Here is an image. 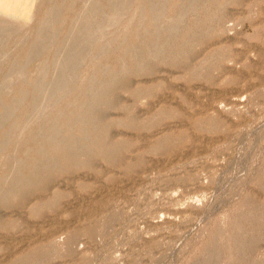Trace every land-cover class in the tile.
I'll return each instance as SVG.
<instances>
[{"label":"rangeland","instance_id":"1","mask_svg":"<svg viewBox=\"0 0 264 264\" xmlns=\"http://www.w3.org/2000/svg\"><path fill=\"white\" fill-rule=\"evenodd\" d=\"M190 1L165 0L150 26L152 0H130L83 53L68 86L40 109L84 8L95 2L96 27L112 8L108 0H27L19 16L0 12V22L14 25L0 43V111L16 104L0 125V183L18 165L26 174L35 156L30 134L48 135L72 115L86 119L78 108L96 90L86 92L120 67L126 75L113 104L84 130L90 141L104 122H119L110 141L128 146L108 161L78 154L91 168L58 172L44 192L1 205L0 264H264V0H195L192 12ZM39 37L44 46L31 56ZM147 46L177 63L149 60L135 72ZM77 156L48 154L61 168ZM55 196L53 208L32 214Z\"/></svg>","mask_w":264,"mask_h":264},{"label":"bare ground","instance_id":"2","mask_svg":"<svg viewBox=\"0 0 264 264\" xmlns=\"http://www.w3.org/2000/svg\"><path fill=\"white\" fill-rule=\"evenodd\" d=\"M164 1L165 0H152L150 5L147 7L149 12L148 22L151 23L150 26L152 25L154 26L156 20H158L161 17V14L163 12ZM194 2L195 0L194 1L191 0L188 3V9L190 12L194 10V6H193ZM129 3L130 0H108V4L112 8L111 16L109 17V19L105 20L97 27L95 26V21H96L95 13L98 11V9L95 5V2H90L84 8L83 13L80 15L78 20L76 19L77 22L75 23L73 29L71 30L70 37L68 36L69 40L67 44L57 54V59L55 61L56 65L54 67L52 80L47 85L45 92L40 99V102L35 104V109L42 108L43 104L46 101H48V99H50L52 93H54L57 90H62L68 86L69 80L73 77L74 72L76 71L77 67L81 62L83 53L86 52V50L88 49L91 43L101 41V37L104 34V26H106L107 23L115 25V23L118 22V20H120V18L126 12ZM56 16H57L56 12L50 14L49 16L50 18H48L47 21L41 23V26L39 27V31L42 32L45 31L46 29H49L52 26V23L55 20ZM13 26H14L13 24L9 25V23H5L3 21L0 22V43L2 42V40H4L3 39L4 34L14 29ZM178 26L179 23H176V25L174 26L175 29L172 27L173 29L171 30V33L175 32ZM44 43L45 41L43 40V38L39 37V39L36 41L35 48L30 55L32 56L35 53H37L40 49H42ZM143 50H144V56L139 58V62L137 64L136 63L134 64L135 72H141L142 65L148 62L149 60H160L162 62L171 61L174 62V64L177 63L175 62L177 61L176 58H171L170 60H167L165 57H162L161 50L158 49L156 46H147ZM20 69L16 72L17 74L20 73ZM125 75H126L125 69L123 67H120L117 70L111 71L109 77H107V79L104 80V82L94 83L93 86H91L92 88L88 90L86 93H88L89 91L92 92V90H96L94 92V95H92V97L88 100L86 104H82L78 108L80 111L85 112L88 115L86 119L80 121L79 119L80 117L78 115H72L71 117H69V122H67L66 125H64V127H59L56 124L51 126L49 128L48 135L42 134L43 132L39 133L34 131V133L30 134L27 137L26 142L27 144L33 147L35 156L32 158H28L29 159L28 162L23 166V170L26 171V174L24 175L19 174L20 167L18 165V169H17L18 171L16 170L15 167L13 171H11L9 174L5 176V178L3 179V183L2 184L0 183V206L1 205L6 207L19 206L25 202L27 196L30 195L31 193L35 194L38 192L42 193V191L44 192L45 188L47 187L46 179L56 176L58 172H62V171L68 172L74 170L78 166H82L83 168L86 169L91 168L89 161L86 162L80 159L81 160L80 163V160L77 156L78 154L83 153L89 155L93 152L94 153L96 152L98 154L102 153L103 158L108 161L111 159L113 155L119 156L120 154L122 155L126 153V151L128 150V146L121 144L113 145V142L110 141L111 138L110 129L113 128L112 126L120 125L119 122H111V123L104 122L101 129V137L91 139L90 141H89V136L87 135V131L84 130L85 125L87 126L92 125L97 121H101L103 119L102 109L105 107H109L113 104L112 101L113 99L111 94L115 89V87H117L118 84L122 83L125 80ZM8 82L9 80L5 81L2 90H4L6 85L9 84ZM15 105L16 104H14L12 107L7 106L2 108V110L0 111V125L5 126V123L9 120L10 116L13 113V109ZM80 122H83V124L79 125ZM76 126H80L81 129L79 128L78 135H73L74 127ZM208 127L211 129L215 128L213 124H209ZM105 149L108 150L107 153H105ZM157 149L155 148V150ZM47 153L51 154V156L54 155L56 158H63L64 160L66 159L69 160L70 158H72L71 156H74V158L76 159L75 156H77L79 161L78 160L72 161L71 159V162L67 161L68 164L64 168H61L57 165L56 160H54L51 157H48ZM38 169L42 171V174L44 173L42 176L45 177L44 179L37 172ZM59 198L60 196H55L48 203L34 207L32 210V214L38 216L41 215L44 209L53 208L56 205V203L59 201ZM2 225L3 224L0 222L1 228H3ZM7 227L9 228L8 225ZM34 255L35 252H33L30 255V257H33ZM23 260L25 259L20 260L21 263Z\"/></svg>","mask_w":264,"mask_h":264},{"label":"crops","instance_id":"3","mask_svg":"<svg viewBox=\"0 0 264 264\" xmlns=\"http://www.w3.org/2000/svg\"><path fill=\"white\" fill-rule=\"evenodd\" d=\"M27 0H0V12L19 16L26 6ZM24 5V7H22Z\"/></svg>","mask_w":264,"mask_h":264}]
</instances>
